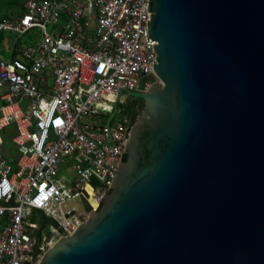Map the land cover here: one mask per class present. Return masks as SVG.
Wrapping results in <instances>:
<instances>
[{"label": "water", "instance_id": "obj_1", "mask_svg": "<svg viewBox=\"0 0 264 264\" xmlns=\"http://www.w3.org/2000/svg\"><path fill=\"white\" fill-rule=\"evenodd\" d=\"M148 13L155 81L123 89L106 121L124 91L144 100L117 174L38 264H264V0H148Z\"/></svg>", "mask_w": 264, "mask_h": 264}, {"label": "built area", "instance_id": "obj_2", "mask_svg": "<svg viewBox=\"0 0 264 264\" xmlns=\"http://www.w3.org/2000/svg\"><path fill=\"white\" fill-rule=\"evenodd\" d=\"M24 8L0 20V31L18 36L7 45L10 58L0 56V146L13 125L18 153L12 163L0 150V264H38L55 242L42 233L37 244L33 209L57 221L51 230L60 237L97 208L121 164L130 124L114 117L109 133L106 123L87 119L106 120L120 92L138 90L142 77L149 87L157 62L148 0H25ZM34 28L41 38L15 49ZM76 197L89 210L81 211Z\"/></svg>", "mask_w": 264, "mask_h": 264}, {"label": "trees", "instance_id": "obj_3", "mask_svg": "<svg viewBox=\"0 0 264 264\" xmlns=\"http://www.w3.org/2000/svg\"><path fill=\"white\" fill-rule=\"evenodd\" d=\"M24 1L25 0H0V10L5 6H10V8L3 10V12L0 11V20L4 18H12L15 14H20L24 11ZM18 37V36H17ZM4 31H0V51H6L4 45ZM19 46V39L16 42L15 49H17ZM7 52V51H6ZM19 51L15 52L13 56L18 54ZM3 56V55H2ZM5 57V56H4ZM147 80L154 82L155 77L150 75L147 77ZM3 101L0 99V103ZM143 106V100L138 97H133V96H128L123 102L119 103V110L117 112L118 118L113 121V123L117 120L124 121L126 119L127 121L125 122L126 124H130L131 119H133L134 114H139L141 111V108ZM109 116V114H108ZM106 117V121L107 118ZM16 130L13 125H11L9 128L4 129L3 135H4V145H3V151L5 152L6 155L11 154L13 160H11L12 163L15 162V157L13 152L11 151V146L15 145L12 141L13 135H15ZM7 144V145H6ZM126 159V156L124 157V160ZM90 206L87 203V210H89ZM57 224V221L50 215H47L44 213L42 210L39 209H33L30 215V231L32 229L37 230V234L34 235L37 238V244L39 242V238L42 237V232L46 227H49L51 225ZM47 247V245H45Z\"/></svg>", "mask_w": 264, "mask_h": 264}, {"label": "rangeland", "instance_id": "obj_4", "mask_svg": "<svg viewBox=\"0 0 264 264\" xmlns=\"http://www.w3.org/2000/svg\"><path fill=\"white\" fill-rule=\"evenodd\" d=\"M5 6L0 10L1 12H3ZM9 9L10 6H6L5 9ZM14 33L10 32V31H4V37L6 36H10L12 39H15L17 36L13 35ZM41 38V31L40 29L38 28H34L32 29L31 31L25 33V34H22L19 36V42H27V43H32L34 41H37ZM3 45L5 46V43L3 42ZM3 47H2V51H0V56H5L6 58H10L11 56V53L10 52H6V51H3ZM128 97V94L127 92H123L122 95H121V101L125 100L126 98ZM118 114L116 116V119L118 118ZM87 122L91 125H94V126H97V127H102L105 123H106V120H103V119H100V118H96V117H93V118H88L87 119ZM7 145V144H6ZM0 150L3 151V147L0 146ZM11 151L13 152L14 154V157L17 158L18 156V153H17V147L15 145H12L11 146ZM4 152V151H3ZM5 153V152H4ZM43 235H45L47 237V239H52L54 241H56L59 237H58V234L52 232L51 230V226L49 227H46L44 230H43ZM53 241V242H54Z\"/></svg>", "mask_w": 264, "mask_h": 264}, {"label": "crops", "instance_id": "obj_5", "mask_svg": "<svg viewBox=\"0 0 264 264\" xmlns=\"http://www.w3.org/2000/svg\"><path fill=\"white\" fill-rule=\"evenodd\" d=\"M13 33V32H12ZM13 35H15V34H13ZM4 43H5V49H6V51H8V49H7V45H10V44H12V43H14V39H12L10 36H6V37H4ZM9 52V51H8ZM69 203H71L72 204V201L71 202H69Z\"/></svg>", "mask_w": 264, "mask_h": 264}, {"label": "flooded vegetation", "instance_id": "obj_6", "mask_svg": "<svg viewBox=\"0 0 264 264\" xmlns=\"http://www.w3.org/2000/svg\"><path fill=\"white\" fill-rule=\"evenodd\" d=\"M128 96H129V95H128ZM133 97H134V96H133ZM138 98H140V97H138ZM141 99H142V98H141ZM142 100H143V99H142ZM123 101H124V100H123ZM123 101L120 100V102H123ZM120 102H119V103H120ZM143 105H144V100H143ZM142 107H143V106H142ZM141 109H142V108H141ZM130 128H131V126H130ZM125 156H126V155H125ZM86 206H87V204H86ZM32 231H33V234H34V235L37 234V230H36V229H32Z\"/></svg>", "mask_w": 264, "mask_h": 264}, {"label": "bare ground", "instance_id": "obj_7", "mask_svg": "<svg viewBox=\"0 0 264 264\" xmlns=\"http://www.w3.org/2000/svg\"><path fill=\"white\" fill-rule=\"evenodd\" d=\"M71 202V201H70ZM68 204H71V203H69V201L68 202H66V203H64V205L66 206V205H68Z\"/></svg>", "mask_w": 264, "mask_h": 264}]
</instances>
